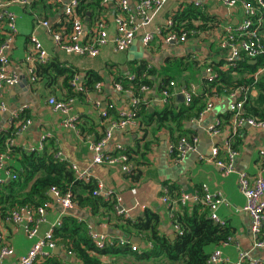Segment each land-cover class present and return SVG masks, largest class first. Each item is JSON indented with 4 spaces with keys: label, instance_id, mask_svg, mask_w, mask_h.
Segmentation results:
<instances>
[{
    "label": "crops",
    "instance_id": "obj_1",
    "mask_svg": "<svg viewBox=\"0 0 264 264\" xmlns=\"http://www.w3.org/2000/svg\"><path fill=\"white\" fill-rule=\"evenodd\" d=\"M3 1L0 0V3ZM47 1L50 4H55L51 0ZM168 1L146 30H154L156 27L163 25L169 16L177 12L180 5L193 3L204 9L208 17L214 20L215 25L209 32L212 34L193 39L189 41L188 45L183 47L163 45L156 38L147 48L142 46L138 36L125 52L115 53L110 42L100 50L96 58H86L63 53L54 44L47 31L38 24L34 25L33 22H31V32L25 35L18 45V37L23 36L19 26L22 22H26L22 14L26 13L29 8L10 6L9 10L16 15L17 26V35L11 52V68L20 75V80L18 84L5 90L4 99L9 111L0 113V132L10 127V112L22 109L27 114L31 124L24 132L15 135L11 141L12 145L27 150L37 145L42 135L50 134V139L53 138L55 140L57 150L62 153L66 161L75 165L79 171H86L90 179L101 184L102 193L113 192L118 194L121 198L120 207L131 218L142 216L145 210L156 212L160 216L159 232L170 238L174 237L175 230L172 217L169 214L168 204H164L160 200L162 188L169 183L191 194L201 185L206 184L211 193L221 192L223 194L226 204L220 205L216 210V214L220 220L232 227L233 232L231 241L227 245L212 248L211 252L214 249H218L221 252L222 259L225 260L224 264H236L240 253H247L251 259H264V249L255 248L253 245L254 242L250 232L251 220L243 210L245 199L237 185V174L241 172L247 173L251 177L258 174L264 177V156L261 154L264 151V130L259 131L250 127L246 128L245 126L238 130L236 136L239 139V146L238 155L234 160V173L223 177L217 166L201 159L208 156L213 147L223 146L233 136L230 128L224 124L222 118L227 112L222 110V104L225 101L229 102V98L218 97L213 109L201 121L189 122L201 125L204 121H207L209 126L219 120L221 121V132L218 136L213 137L208 135L205 129L203 142L200 144L199 129H194L187 125L186 128L194 133L193 136L198 138V142L195 151L188 153L179 162L175 163L170 156L171 154L168 150L169 140L166 132H159L157 135L159 137L158 142L155 143L149 130L146 132V136H143L140 127V129L115 132L104 148L106 151H111L115 144H120L133 150L134 158L139 164L138 168L140 171V176L136 181L128 179L116 168L91 163V155L87 149L85 139L86 137L97 138L100 136L101 129L104 126L100 113L105 105L113 104V111H116L117 114L126 111L129 107V94L118 92L113 86L115 75H130V64L133 62L144 61L149 65L155 66L157 70L165 71L169 70L167 67L176 59L192 58V60H199L202 63L217 61L221 55L217 50L216 41L223 36L228 26H235L243 19L242 11L239 7L235 9L224 8L215 4L212 0ZM69 2L70 0H61V3L58 4L59 11L49 20L50 24L60 22L64 8ZM30 11L33 12L32 9ZM200 24L201 22L196 25ZM108 32L110 37L115 34L114 23L111 19L108 24ZM87 33H89V30L83 24L85 37L88 35ZM31 36L41 43L47 53L48 62L51 60L57 61L59 64L76 70L77 74H81L83 78L78 81L79 84L83 83L85 72L88 70L97 71L103 78L101 92L91 93L87 95L84 101L76 103L75 114L82 124V133L78 129V133H76L61 128L59 114L55 113L47 104L51 94L55 92L58 95L60 93V80L57 86L54 87L55 89H49L43 86L41 82L31 84L25 76L24 57L30 46ZM213 42H215V46L211 47L210 45H213ZM201 68H203L201 78H205V66ZM184 75L193 76L189 70L185 71ZM194 78L193 76V81H191L190 85L193 87L194 92H198L201 83ZM24 79H26L25 83ZM155 84L157 85L156 81ZM155 88V86L151 87L149 92L144 95L145 105L148 107L149 112H153L157 107L163 105L156 96ZM178 95L180 94L174 96L176 104H184V101H179ZM94 132L95 136H93ZM148 142L150 143L147 144ZM164 143L167 144V151L164 152L163 158H161V148L159 146ZM177 165H183L184 167L177 168ZM66 214L86 220L89 225L94 226L96 231L102 232L104 229H111L105 225L96 227L94 225L95 219L86 210L77 208L70 212H65L58 203L52 200V204L46 213V221L40 226L38 236H43L57 220H61L62 216ZM115 232V236L121 234L118 231ZM35 241L36 238H27L21 228H16L11 223L0 220V248L8 245L13 250V255L1 259L0 264H16L19 257L29 252ZM57 249L51 251V255L56 260L67 263L76 261L73 255H69L66 250L59 247ZM121 258L126 257H105L102 261L103 264H131ZM43 261L40 263H43Z\"/></svg>",
    "mask_w": 264,
    "mask_h": 264
},
{
    "label": "trees",
    "instance_id": "obj_2",
    "mask_svg": "<svg viewBox=\"0 0 264 264\" xmlns=\"http://www.w3.org/2000/svg\"><path fill=\"white\" fill-rule=\"evenodd\" d=\"M118 1L112 0L110 6L103 7L100 4L101 0H79L74 13L91 31L99 19H104L109 23L107 14L115 11ZM26 8H29L26 12L34 15L32 20L34 25H37L39 21L49 23V20L59 11L58 4H50L47 0H33ZM169 17L172 18L174 26L165 29V34L168 32L179 34L180 31L195 30L199 32L198 37H205L212 34L209 32L215 25L214 20L208 17L204 9L193 3L180 5L177 12ZM199 22L201 24L196 25ZM61 27L67 30L71 27L64 14L59 23L51 24L53 30ZM260 31L264 37V19ZM3 38L0 34V44ZM156 40H160V37ZM210 46H215V42ZM198 61L192 58L176 59L167 67L171 69L170 72L148 68V63L144 61L133 62L130 64V75L134 76L132 81L128 80V76H114L113 83H119L123 90H131L135 95H139V87L142 85L150 88L155 86L158 99L161 98L162 91L170 81H174L178 86L186 85L187 88H191L190 83L194 76V79L201 83L200 90L194 92L189 105L176 104L175 97H173L167 104L157 107L153 112H149L144 102H140L134 109V118L138 121L143 136H146L149 130L152 139L157 143L158 133L161 131L167 133L169 143L173 145L170 155L172 158L177 155L176 147L183 138L194 137V133L186 128L187 123L198 119L207 100L214 94L220 98H228L237 87H254L256 94L245 102L243 116L264 120V74L257 80L254 79L256 72L264 66V54L253 59L243 57L233 62L219 57L217 61L209 63L199 61L202 63L199 67ZM203 66L205 69L210 66L215 72L216 77L211 82L206 78H201L203 69L201 67ZM222 67L226 69L222 70ZM188 70L193 76L184 75V72ZM76 73L77 71L71 67H66L54 60L45 65H37L35 68L36 83L41 82L46 88L55 89L54 87L60 80V93L57 95L54 92L49 97L57 100L74 98L78 103V101H84L88 94L94 93V85L103 82V78L97 71L88 70L84 75V92H75L70 83ZM111 114L114 119L118 118L116 111H112ZM232 115L227 111L222 117L225 125L230 124ZM26 119L28 116L25 111H22L20 116L10 123L7 130L0 132V154H9L8 168L15 175V178H6L0 184V220L6 221L7 216L14 210L37 209L52 202L49 193L51 189H54L60 196L69 194L78 209L88 211L95 219L96 227L105 225L121 233L118 236L111 235L112 243L103 249H98L89 236V224L86 220L70 214L63 215L60 226L53 229L54 239L56 245L73 255L76 261L74 263L61 262L50 255L40 264H103L102 259L105 257H128L141 264H207L208 258L215 251L214 249L211 252V249L231 239L233 233L231 226L226 223L223 225L214 223L209 217V210L202 204L179 205L177 200L180 189L169 183L164 185L168 190L170 200L168 208L172 214L173 225L178 227V232H175L173 239L159 232L160 216L156 212L145 210L142 216L135 218L116 215L113 199H107L102 194H94L97 191V183L94 180L84 182L77 179L68 162L55 158L58 150L53 138L46 139L41 149L35 146L32 150H26L12 145L11 141L19 130V124L16 125V123ZM77 129L80 133L83 132L81 122L77 123ZM103 129L104 126L99 137L86 138L99 140L103 136ZM238 146V136L234 135L230 138V149L238 151ZM126 154L133 162L135 161L137 166L139 165L131 148L126 147ZM219 154L223 155L222 152ZM124 175L136 181L140 176L139 168L135 175ZM132 237L141 239V244L136 247L135 251L131 249ZM120 238L127 242L119 244ZM243 264H249V262Z\"/></svg>",
    "mask_w": 264,
    "mask_h": 264
},
{
    "label": "built area",
    "instance_id": "obj_3",
    "mask_svg": "<svg viewBox=\"0 0 264 264\" xmlns=\"http://www.w3.org/2000/svg\"><path fill=\"white\" fill-rule=\"evenodd\" d=\"M33 0H4L0 3V34L4 37L0 44V113L9 111L7 103L4 99L5 90L18 84L20 75L13 71L11 68V52L14 48L15 37L17 35L16 15L9 10L10 6H18L20 8L27 7ZM55 4H60L61 0H51ZM79 0H70L64 8L63 14L66 20L70 23L69 30L64 27L58 30L51 29V24L47 21H39L38 25L44 28L51 36L54 44L63 53L68 55H76L86 58H96L100 50L108 43H112L113 51L115 53L125 52L130 48L136 38L139 36L140 42L143 47L147 48L155 40L160 37L161 44L173 45L176 47H183L188 45L189 41L199 38V32L195 30L180 31L179 34L168 32L164 33L165 29L174 26L171 17L167 18L163 25L156 27L154 30H146V28L153 22L154 18L161 11L163 6L168 0H119L116 3L115 11L107 14L108 18H112L114 23L115 34L110 37L108 32V24L104 19H99L91 31L85 37L83 34V23L81 19L75 15L74 8ZM215 4L224 8L235 9L239 7L242 11L243 19L235 26H228L225 33L217 40V50L228 62L240 60L245 57L253 59L261 54H264V37L261 34L260 28L262 27L264 19V0H212ZM100 4L103 7L110 6L109 0H101ZM203 37V36H202ZM206 37V36H205ZM25 67L24 74L31 84L36 83L37 78L35 68L37 65H45L48 63V56L43 49L41 43L35 39H30V46L26 51L24 57ZM148 68H156L148 64ZM222 70L226 67H222ZM264 74V66L261 67L254 79ZM216 77L212 67L207 66L205 69V78L211 82ZM81 74H75L71 80V87L75 92H84L83 83L79 84L78 81L82 80ZM134 76L128 75V80H133ZM118 92L128 93L130 97L129 107L126 111L118 113V118L114 119L111 112L114 110L113 104H106L100 113L101 119L104 121L103 136L99 140L93 138H86L85 143L91 155V163L94 165H104L107 167L116 168L120 173L126 175H135L138 166L126 154V147L115 144L111 151H106L105 145L111 139L115 132H124L130 129H140L138 121L134 118V109L140 102H144V95L150 90V87L142 85L139 87V95H135L131 90H123L119 83L113 84ZM103 88V83L98 82L94 85V92L99 93ZM176 94L183 97L185 105H189L194 94L193 87L187 88L186 85L178 86L174 81H170L168 86L162 91L159 102L167 104L168 101ZM256 90L251 86L237 87L228 98L229 112L232 118L228 127L232 135H237L238 130L248 125L255 130H264V120H256L252 117L243 116V106L249 97L254 96ZM89 95V94H88ZM220 98V97H219ZM218 99L216 94L212 95L206 103L205 108L200 113L198 119L201 121L203 117L210 112L215 101ZM48 106L57 114H59L60 127L67 131H77V123L79 122L78 116L75 114L76 100L69 98L66 100L55 99L49 97L47 100ZM146 104V103H145ZM23 110H14L10 112V123L17 119ZM193 122V121H192ZM19 130L17 134L24 132L31 124L29 119L23 120L18 123ZM208 135L216 137L221 132V121L216 120L213 124L206 128ZM50 134L42 135L37 143L38 149L43 147L46 139L50 138ZM197 137L190 139L183 138L177 145V155L173 161H181L188 153L195 151ZM33 146V147H35ZM30 147L27 150H32ZM168 150L171 154L173 145L168 143ZM223 153L220 156L219 153ZM264 156V151L261 152ZM238 155L237 151L230 149V138L223 146H215L211 149L210 154L202 157L206 162L213 163L220 170L221 176L225 177L230 173L235 172L234 160ZM55 158L62 162H67L62 153L58 150ZM9 154H0V184L6 178H15L8 168ZM77 179L87 182L90 180L86 171H79L75 165L70 164ZM237 185L240 193L245 199L244 212L251 220L250 232L253 239L255 248L264 249V177L261 174L253 177L247 173L237 174ZM101 184L97 183V191L94 194H102L107 199L114 200V209L116 215L124 218H130L128 213L120 207L121 198L118 194L113 192L102 193ZM53 198L65 212H70L77 209L76 204L72 201L69 194L60 196L58 192L51 189ZM161 202L170 205L168 197V190L166 187L162 188ZM181 206H188L190 204H202L209 210L210 219L217 224L223 225L224 221L216 214L217 208L226 204V200L221 192L211 193L206 184H203L199 189L193 193L188 194L180 190L177 200ZM52 202L46 203L44 206L37 209L20 208L12 211L6 218V222L11 223L16 228H21L27 238H36L33 246L27 254L19 257L16 264H40L51 255V251L59 246L56 245L53 229L60 226L61 220H57L53 226L47 230L43 236L39 237L40 226L46 221V213ZM170 216L172 214L169 212ZM175 232H178V227L173 225ZM88 233L94 245L98 249H103L105 246L112 243V236L103 232L96 231L93 225H89ZM231 239L221 244L227 245ZM119 244H125L123 238L119 239ZM133 244V243H132ZM137 245L133 244L131 249L136 250ZM62 248V247H59ZM63 249V248H62ZM71 255L69 252H67ZM13 255V250L10 246L4 245L0 248V260ZM264 264V259H251L247 253H240L236 264ZM225 260L221 257V252L216 249L207 260V264H224Z\"/></svg>",
    "mask_w": 264,
    "mask_h": 264
},
{
    "label": "rangeland",
    "instance_id": "obj_4",
    "mask_svg": "<svg viewBox=\"0 0 264 264\" xmlns=\"http://www.w3.org/2000/svg\"><path fill=\"white\" fill-rule=\"evenodd\" d=\"M22 15L25 18L26 22H22L20 24V26H19V29H20L21 34L23 36L22 37L21 36L18 37V45L20 44V40H23L24 39L23 37L31 32V29H32L31 22H32L33 16H34L31 13H29V12L23 13ZM229 101H232V99L229 98ZM222 110H224V111H228L229 110V102H227V101L223 102V104H222ZM209 123H210V121H209ZM187 125H188V127H192L194 129H196V128L199 129L198 136H199V140H200V144H201L203 142L204 133H205V129L208 126V122L207 121H204L201 125H198L196 123H189ZM159 147L161 148V158H163L164 152L167 151V144L166 143L161 144ZM199 150H200V148H199ZM176 167L177 168H183L184 166L183 165H177ZM121 259L122 260H125V261H128L131 264H141V263H138V262L133 261L132 259H129L128 257L127 258H121ZM142 264H147V263H142Z\"/></svg>",
    "mask_w": 264,
    "mask_h": 264
},
{
    "label": "water",
    "instance_id": "obj_5",
    "mask_svg": "<svg viewBox=\"0 0 264 264\" xmlns=\"http://www.w3.org/2000/svg\"><path fill=\"white\" fill-rule=\"evenodd\" d=\"M109 1L111 3L112 0H109ZM110 19L112 20V18H110ZM251 63H255V61H251ZM25 82H26V79H24V83ZM177 98L179 99L180 102H183V97L181 95H178ZM245 127L246 128H249L248 125H246ZM53 195L54 194L52 192L49 193V196L51 198H53ZM102 232L105 233V234H108V235H114V234H116V232L113 231V230H111V229H104ZM171 239H173V236L171 237ZM131 243H133L135 245H140L141 244V239L139 237H132L131 238ZM55 250H58V249L55 248Z\"/></svg>",
    "mask_w": 264,
    "mask_h": 264
}]
</instances>
